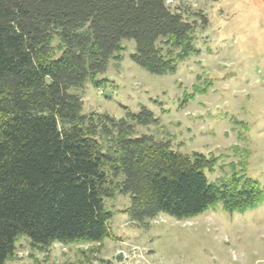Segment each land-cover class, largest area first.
Returning <instances> with one entry per match:
<instances>
[{"label":"trees","instance_id":"16d2710c","mask_svg":"<svg viewBox=\"0 0 264 264\" xmlns=\"http://www.w3.org/2000/svg\"><path fill=\"white\" fill-rule=\"evenodd\" d=\"M197 30L167 0H0V264L16 257L23 237L41 252L56 243L101 245L114 216L105 199L117 193L129 195L138 226L161 214L189 219L217 204L230 213L264 204V187L244 162L211 181L219 157L134 137L137 125L157 122L147 107H125L120 119L83 114L81 98L69 92L88 80L106 87L97 75L121 58L125 39L136 42L131 57L144 69L175 73L200 52Z\"/></svg>","mask_w":264,"mask_h":264},{"label":"rangeland","instance_id":"374dc122","mask_svg":"<svg viewBox=\"0 0 264 264\" xmlns=\"http://www.w3.org/2000/svg\"><path fill=\"white\" fill-rule=\"evenodd\" d=\"M167 3L198 23L199 53L179 61L175 73L157 75L132 59L136 42L125 39L121 58L111 59L97 75L108 80L106 87L88 80L69 92L81 98L83 114L120 119L126 117L125 107L137 113L145 106L157 122L137 125L134 137L153 135L183 154L219 157L216 171L207 174L211 181L228 178L231 164L241 170L244 162L249 177L264 187V0ZM201 15L207 18L205 26ZM105 204L114 216L112 236L101 245L56 243L41 252L23 237L7 264H80L87 258L91 264H264V204L245 213H230L217 204L183 220L161 214L144 226L131 220L129 195L117 193ZM90 246L99 251L90 254Z\"/></svg>","mask_w":264,"mask_h":264}]
</instances>
